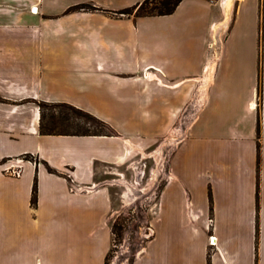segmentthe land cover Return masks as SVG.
<instances>
[{
	"label": "crops",
	"instance_id": "0c3cea01",
	"mask_svg": "<svg viewBox=\"0 0 264 264\" xmlns=\"http://www.w3.org/2000/svg\"><path fill=\"white\" fill-rule=\"evenodd\" d=\"M56 3L0 0V264H30L24 254L31 264H105L113 200L99 175L159 145L198 80L210 78L219 44L208 103L172 154L158 197L155 259L136 264H209L211 233L212 264H264V107L258 176L252 106L264 0H181L171 14L146 16L118 15L123 8L68 12L75 2ZM42 101L88 110L115 132L42 134ZM18 167L20 175L10 173ZM22 220L47 226V243L36 236L15 244Z\"/></svg>",
	"mask_w": 264,
	"mask_h": 264
},
{
	"label": "rangeland",
	"instance_id": "374dc122",
	"mask_svg": "<svg viewBox=\"0 0 264 264\" xmlns=\"http://www.w3.org/2000/svg\"><path fill=\"white\" fill-rule=\"evenodd\" d=\"M130 0H58L55 6H61L68 2L73 4L68 12L72 10H98V8H125L122 7ZM157 0H150L148 6L152 7L153 3ZM122 5V6H121ZM117 7V8H115ZM35 11H38L35 7ZM118 15H121L117 13ZM60 36V35H57ZM222 46L214 45L211 48L212 62L209 66V76L205 82L201 79L197 82V92L194 94L191 101L188 102L180 111L178 122L172 126L170 132L166 137L161 140L159 145L154 143L143 154L134 153V158L131 166L123 165H110L104 166L102 174L99 179L102 182H108L110 186L111 196L113 200V216L111 219V226L117 225L116 234L112 235L111 251H109L105 258V264H136L140 261H147L155 259L156 251V235H157V203L158 197L161 193L162 187L166 182L169 161L177 149L181 141L191 134L194 127L195 120L199 119L201 113L205 110L209 86L212 82L213 75L217 68L220 66ZM259 79L257 86V93L253 100V108L256 109L258 114L257 124V151H258V176L260 175L262 165V113L264 107V46L260 45V59H259ZM211 72V73H210ZM212 77V78H211ZM214 79V78H213ZM59 108L54 110L51 108L46 109L48 115L52 112H58ZM97 112L110 114L109 110L96 109ZM81 119L76 118V122ZM106 129V128H105ZM109 132V130H108ZM260 146V149H258ZM24 159H33L30 155H25ZM19 168V167H18ZM21 169V168H20ZM13 169L9 170L14 174ZM106 170V173L104 172ZM258 202L257 206L260 207V186L258 181ZM211 195L212 192L210 191ZM213 200V197H212ZM213 201L210 198V223H213ZM19 228L16 229L13 236L16 239L15 244H22L25 238L32 237L38 238L43 241L48 234L47 226L41 224L36 226L34 220H22L19 223ZM112 228V227H111ZM121 228V229H120ZM45 231V232H42ZM103 229L99 227V233ZM38 233V234H37ZM260 221L259 214L257 220V245L259 242ZM12 236V235H11ZM38 236V237H36ZM210 234V247L208 252H214L215 244L211 243ZM216 237V236H215ZM12 240V238L10 237ZM46 240V241H45ZM43 243H47V238ZM10 251L4 252L5 254ZM13 252L10 253L12 256ZM0 255L2 253L0 252ZM47 255H45L46 257ZM23 261L32 263V259L25 255ZM69 263H72L71 261Z\"/></svg>",
	"mask_w": 264,
	"mask_h": 264
},
{
	"label": "trees",
	"instance_id": "16d2710c",
	"mask_svg": "<svg viewBox=\"0 0 264 264\" xmlns=\"http://www.w3.org/2000/svg\"><path fill=\"white\" fill-rule=\"evenodd\" d=\"M181 0H157L152 7L148 4L150 0H144L133 6L126 7L116 11L121 15H168L175 11ZM95 9H101L96 7ZM41 108L40 132L45 135H112L115 130L105 120L97 117L88 110L78 108L67 102L51 103L39 102ZM58 109V112H52L48 115L46 109ZM76 118L81 119L76 122ZM106 128V129H105ZM109 130V132H108ZM260 149V146H258ZM28 155V154H27ZM50 172L58 173L57 170L49 167ZM38 186L35 182L32 195V205L38 203ZM211 202L212 195L210 193ZM112 235L116 234L117 225H112ZM121 229V228H120ZM112 249H110L111 251ZM110 253V252H109ZM108 253V254H109ZM208 263H211V253L208 252Z\"/></svg>",
	"mask_w": 264,
	"mask_h": 264
},
{
	"label": "built area",
	"instance_id": "2783aa9c",
	"mask_svg": "<svg viewBox=\"0 0 264 264\" xmlns=\"http://www.w3.org/2000/svg\"><path fill=\"white\" fill-rule=\"evenodd\" d=\"M13 171V173L15 174V175H20L21 174V169H20V167L19 168H15V169H13L12 170ZM213 238H216L215 236H211V243L213 244L214 242H213Z\"/></svg>",
	"mask_w": 264,
	"mask_h": 264
},
{
	"label": "bare ground",
	"instance_id": "6f19581e",
	"mask_svg": "<svg viewBox=\"0 0 264 264\" xmlns=\"http://www.w3.org/2000/svg\"><path fill=\"white\" fill-rule=\"evenodd\" d=\"M213 242H214L213 244H216L217 243V238H213Z\"/></svg>",
	"mask_w": 264,
	"mask_h": 264
}]
</instances>
